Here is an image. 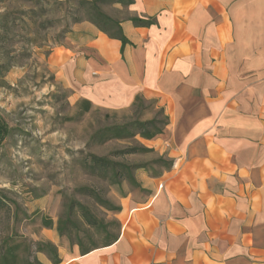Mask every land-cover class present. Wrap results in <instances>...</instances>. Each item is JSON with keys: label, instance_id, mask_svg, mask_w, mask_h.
<instances>
[{"label": "crops", "instance_id": "1", "mask_svg": "<svg viewBox=\"0 0 264 264\" xmlns=\"http://www.w3.org/2000/svg\"><path fill=\"white\" fill-rule=\"evenodd\" d=\"M127 7L136 11L121 25L129 42L95 26L97 49L125 58L134 93L160 99L169 119L161 139L177 157L159 188L147 182L143 205L120 202L113 243L85 254L57 248L59 259L264 264V0H134ZM134 17L153 23L137 26ZM36 257L61 264L44 252Z\"/></svg>", "mask_w": 264, "mask_h": 264}, {"label": "rangeland", "instance_id": "2", "mask_svg": "<svg viewBox=\"0 0 264 264\" xmlns=\"http://www.w3.org/2000/svg\"><path fill=\"white\" fill-rule=\"evenodd\" d=\"M99 6L120 25L136 12L119 3ZM87 14L77 0H0V250L10 236L50 241L60 249L100 247L122 228L120 202L131 197L143 205L152 191L147 182L159 188L172 170L167 164L175 163L177 155L161 135L145 139L135 133L101 143L93 138L104 127L150 120L162 126L169 119L160 99L133 92L124 57L113 61L99 53ZM82 99L91 105L79 115ZM128 148L149 150L124 153ZM91 155L131 168L137 185L116 180L112 171L92 172ZM89 191L119 209L101 205ZM79 205L107 231L87 225Z\"/></svg>", "mask_w": 264, "mask_h": 264}, {"label": "trees", "instance_id": "3", "mask_svg": "<svg viewBox=\"0 0 264 264\" xmlns=\"http://www.w3.org/2000/svg\"><path fill=\"white\" fill-rule=\"evenodd\" d=\"M99 3H119L122 6H129L134 3V0H77V7L79 9H83L88 11L86 20H89L93 23L100 31L105 33L107 36L111 38L119 39L124 45L125 43L129 42L120 22L108 14L103 12L99 6ZM133 23L137 26H148L153 23V19H143L140 17L131 18ZM140 97L137 95L135 96V102L139 100ZM79 105V115H82L90 110V101L87 99H82L78 102ZM167 117H165V120ZM167 122V121H166ZM166 122L163 123L162 126L156 122L155 120L144 121V122H137L133 124V127L129 128V125H122V126H108L101 128L98 130L95 135L94 139L97 142H105L112 138H119V139H126L131 138L138 133L139 136L145 139H153L157 136H162L164 132ZM148 148H140L136 150L135 148H128L124 151V153H133L136 151H148ZM89 169L92 172L102 171V173H107L108 171H112L116 180H121L124 178H129L133 183L137 185L135 179L131 174V168H127L123 165L113 164L109 162L108 159L98 157L95 155H91L89 161L87 162ZM173 163L167 164V169L171 168ZM89 195L96 198V200L103 206L107 207L110 210H118V206H113L106 200H104L100 195L95 194L92 191L88 192ZM1 202V201H0ZM72 207V206H71ZM79 212L82 215L85 223L90 226H94L97 228H102L105 231L106 225L99 220L86 206L79 205ZM70 217L66 219V222H69ZM43 225L45 227L51 228L52 221L50 219H45L43 221ZM63 222L62 220L58 221L57 230L62 232L63 230ZM119 227V223H118ZM119 231L115 234L109 236L103 246L109 245L113 243L118 237ZM92 247H83L79 246V250L81 254L88 253L90 250L96 248ZM37 252H46L51 254L52 262L59 263L60 259L57 253V247L50 241H28L22 237H13L10 236L4 240L2 249L0 250V264H42L36 257L35 253Z\"/></svg>", "mask_w": 264, "mask_h": 264}]
</instances>
